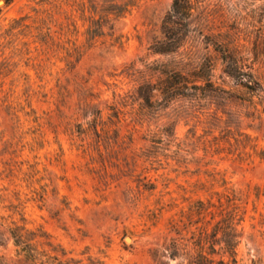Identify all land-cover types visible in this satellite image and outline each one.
Masks as SVG:
<instances>
[{
  "label": "rangeland",
  "instance_id": "1",
  "mask_svg": "<svg viewBox=\"0 0 264 264\" xmlns=\"http://www.w3.org/2000/svg\"><path fill=\"white\" fill-rule=\"evenodd\" d=\"M193 2L252 88L173 0H0V264H264V0Z\"/></svg>",
  "mask_w": 264,
  "mask_h": 264
},
{
  "label": "trees",
  "instance_id": "2",
  "mask_svg": "<svg viewBox=\"0 0 264 264\" xmlns=\"http://www.w3.org/2000/svg\"><path fill=\"white\" fill-rule=\"evenodd\" d=\"M196 7L194 5L193 0H173L172 8L166 15L163 21V29L165 33V39L160 43H157L159 47L154 49L155 53L161 54H171L178 53L179 50L185 46L191 37L192 32L195 34H199L198 36L201 38L202 42L208 48L211 45L214 47L216 51L220 53L222 60L225 62L224 72L235 79H240L241 84L247 88H252L249 83V79L245 78H254L252 73H247L245 71V67L248 66L243 63L241 58L234 56L230 53L225 47L217 42H211L207 35L203 33L201 29H199V25L196 26L195 29H192L194 22V11ZM209 68L213 69V65L209 64ZM164 72L169 73V78L173 80L174 83H188L189 76L188 74L182 71H170L167 67L162 69ZM197 78H205V73H197L194 74ZM259 86V89H262V85L259 81H255Z\"/></svg>",
  "mask_w": 264,
  "mask_h": 264
}]
</instances>
